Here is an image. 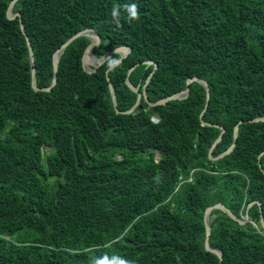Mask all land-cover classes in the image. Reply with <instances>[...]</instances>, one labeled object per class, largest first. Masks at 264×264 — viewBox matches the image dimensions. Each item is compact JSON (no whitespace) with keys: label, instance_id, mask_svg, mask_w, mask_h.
<instances>
[{"label":"trees","instance_id":"trees-1","mask_svg":"<svg viewBox=\"0 0 264 264\" xmlns=\"http://www.w3.org/2000/svg\"><path fill=\"white\" fill-rule=\"evenodd\" d=\"M12 1L0 0V264H91L103 255L264 264V121H254L264 117V0H15L24 33L6 15ZM132 3L135 20L123 8ZM85 30L99 36L96 58L121 46L128 54L86 70L92 39L77 36L43 90L53 54ZM126 78L151 102L189 91L154 106L142 96L124 114L137 100ZM193 78L207 82L208 100ZM215 125L224 132L212 156L232 144L235 125L238 133L232 151L211 160ZM217 203L248 215L239 224L210 212L209 246L221 260L204 248V212Z\"/></svg>","mask_w":264,"mask_h":264},{"label":"water","instance_id":"water-1","mask_svg":"<svg viewBox=\"0 0 264 264\" xmlns=\"http://www.w3.org/2000/svg\"><path fill=\"white\" fill-rule=\"evenodd\" d=\"M14 1L13 0L12 2L9 3L8 5V8H7V11H6V15L8 18L10 19H13L15 17H19L18 21L20 23V29L21 31L24 33V27H23V24H22V21L20 19V13L19 12H16V13H13L12 12V7H13V4H14ZM82 34H85L87 36H90L92 38V41L90 42V44L86 47L85 51H84V54L82 56V64L84 66V62L85 63H89L92 65L93 67V70L98 67L103 61H105L106 59H108L113 53H120L121 54V57H119L116 61V65H118L122 58H124L128 52H129V49L128 47L126 46H121V47H118L116 48L115 50L113 51H110L109 53H107L103 58H96L93 53H92V48L95 46V45H98L99 44V36L96 34V33H92V34H89L87 30L85 31H81L77 34H75L74 36H72L71 38H69L63 45L60 49H58L54 54H53V73H54V77L52 79V82L50 84L49 87H46L44 88L43 90H50V88L56 83V71H57V63H58V58H59V54L61 52L62 49L65 48V46L71 42V40H73L74 38H76L77 36H80ZM29 44V43H27ZM29 60H30V65H31V84L32 86L37 89L36 87V84H35V72H34V68H33V54H32V50L29 46ZM150 64H153L152 62H148ZM114 65V66H116ZM133 68H130L129 72L132 70ZM149 77L147 78L146 81H148ZM194 80L200 82L205 90H206V100L209 99V92H208V84L206 81L202 80V79H199V78H193ZM191 79V80H193ZM191 80H188L187 81V84L191 81ZM107 81H108V86H109V89L111 91V95H112V98H113V105H114V108H115V111L116 112H119L117 109H116V98H115V92H114V89L112 87V84L109 80V78L107 77ZM126 83L127 85L129 86L130 89H132L133 91L137 92V88L136 87H133L129 82H128V78H126ZM188 88H186L184 91L182 92H179V93H176V94H173L171 96H168V97H165V98H162L160 100H157L155 102H151L148 100V98L146 97V92L143 88L142 90V93H139L137 92V100L134 102V104L131 106V108L127 111H124L122 113H130L134 110V108L138 105L141 97L143 96L145 101L148 103L149 106H154V105H160V104H163L165 103L167 100H170V99H173V98H185L187 95H188ZM204 111H202L203 113ZM201 113V115H202ZM200 115V116H201ZM254 121H264V117L262 118H256L254 119ZM203 125H211L210 123H207L205 121H202ZM216 127H219L221 132L220 134L218 135V137L216 138V140L214 141V143L212 144V146L210 147L209 149V152H208V156L211 160H217L219 158H222L223 156L229 154L232 149L234 148L235 146V140L237 138V133H238V125H235L234 127V130H233V142L232 144L222 153L216 155V156H212L211 155V152L213 150V148L216 146V144L221 140V136H222V133L224 132V128H222L221 126H218V125H215ZM264 153V152H263ZM254 204V202H250L247 206V208H249L250 206H252ZM213 209H220L222 212L226 213L230 218H232L233 220L237 221L239 224H245L248 220V215L245 214L243 218H238L236 217L227 207H225L224 205L220 204V203H217V204H214L212 206H209L208 208H206L205 212H204V216H203V220H204V226H205V240H204V248L205 250L207 251H210L212 253H214L215 255L218 256V258L221 260V252L218 251L217 249H214V248H211L209 246V234H210V226H209V223H208V216L210 214V212L213 210ZM260 223H261V226L264 230V221L262 219V217H260ZM220 264H223L222 262Z\"/></svg>","mask_w":264,"mask_h":264},{"label":"clouds","instance_id":"clouds-1","mask_svg":"<svg viewBox=\"0 0 264 264\" xmlns=\"http://www.w3.org/2000/svg\"><path fill=\"white\" fill-rule=\"evenodd\" d=\"M123 8L127 12V16L129 18V20H135V19L139 18L138 8H137V5L135 3L125 4L123 6ZM111 16H112V19H113V23H115L117 26H119V23H120V8L118 6H113V8L111 10ZM92 33H89V34H92ZM114 65H116V61L115 60L109 61V66L110 67H112ZM91 67H92V65L90 66V70H91ZM84 68H85V66H84ZM125 111H127V110H125ZM122 112H124V111H122ZM124 114H126V113H124ZM91 264H135V261L129 260V259H125V258H122L120 256H116V255H113L111 257H109L108 255H103L102 257H99V258H93Z\"/></svg>","mask_w":264,"mask_h":264},{"label":"rangeland","instance_id":"rangeland-1","mask_svg":"<svg viewBox=\"0 0 264 264\" xmlns=\"http://www.w3.org/2000/svg\"><path fill=\"white\" fill-rule=\"evenodd\" d=\"M84 66H85V69L86 70H90V66H91V64H89V63H85L84 62ZM157 155V154H156Z\"/></svg>","mask_w":264,"mask_h":264}]
</instances>
